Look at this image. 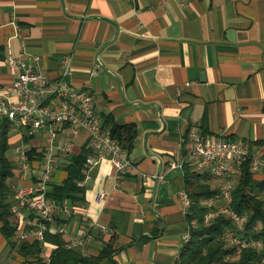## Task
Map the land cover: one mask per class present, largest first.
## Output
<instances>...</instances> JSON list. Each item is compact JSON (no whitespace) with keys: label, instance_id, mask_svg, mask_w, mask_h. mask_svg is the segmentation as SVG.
Returning a JSON list of instances; mask_svg holds the SVG:
<instances>
[{"label":"crops","instance_id":"1","mask_svg":"<svg viewBox=\"0 0 264 264\" xmlns=\"http://www.w3.org/2000/svg\"><path fill=\"white\" fill-rule=\"evenodd\" d=\"M9 58L90 92L103 121L137 126L127 171L118 177L110 162L88 169L84 200L59 203L69 212L60 211L48 232L90 257L115 236V251L96 264L178 263L189 224L180 199L186 184L169 165L193 128L264 157V0H0V98L15 102ZM7 138L16 170L11 189L34 177L21 174L17 147H28L34 168L53 147L61 163L50 184L59 185L88 142L86 132L31 136L12 125ZM65 144L68 152L59 149ZM10 200L15 205L13 190ZM12 215L17 232L8 239L0 227V264L51 263L57 246L50 242L23 256L21 247L35 242L20 239L32 215Z\"/></svg>","mask_w":264,"mask_h":264},{"label":"built area","instance_id":"2","mask_svg":"<svg viewBox=\"0 0 264 264\" xmlns=\"http://www.w3.org/2000/svg\"><path fill=\"white\" fill-rule=\"evenodd\" d=\"M17 77L10 88L17 96L11 102L7 95L0 98V119L8 120L12 126L27 129L29 135L47 132L57 137L67 129L78 137L88 134V144L92 153L87 156L86 168L99 166L102 162H110L116 175L120 177L130 166L129 155L112 138L110 130L104 127V121L97 114L96 98L90 92L76 89L64 79H51L48 73L38 66L28 65L20 58H9L7 61ZM67 72V62L64 66ZM63 152L70 150V144L60 145ZM15 162L22 175L29 173L34 177L26 185L12 187L15 205L11 211L17 217L27 212L32 219L27 222L30 228L20 235L22 241L33 237L40 245L45 243L46 234L52 231L60 211L69 212L65 205L48 201L47 192L50 182L61 163L60 157L53 147L43 154L40 165L33 167V158L27 146L16 148ZM249 165L251 173L264 179V157L251 151L237 141H211L193 128L178 146L174 160L170 163V171H181L190 165L196 173H207L219 185V194L203 201L207 209L206 220L211 222L218 217H226L232 227L226 229L223 237L227 248L237 251L246 247L263 248L261 241L244 236L247 232V216L238 213L233 207V192L243 173V166ZM264 199V191L262 193ZM184 204V213L191 214L192 201L187 191L180 193ZM198 226L193 219L186 228L182 242L187 244L192 238V230ZM64 225L56 227V233L64 234ZM71 247V245H67ZM41 264H50L43 257ZM258 264H264V258Z\"/></svg>","mask_w":264,"mask_h":264},{"label":"trees","instance_id":"3","mask_svg":"<svg viewBox=\"0 0 264 264\" xmlns=\"http://www.w3.org/2000/svg\"><path fill=\"white\" fill-rule=\"evenodd\" d=\"M0 131V227L4 236L11 239L17 232L12 218V189L10 181L16 176L14 162L10 161L6 152L10 145L8 143V132L11 123L3 119ZM104 127L110 130L112 138L118 142L121 148L129 153L132 151L133 143L138 134L135 124L117 125L113 124L109 118L104 119ZM187 136V135H186ZM88 143V142H87ZM84 146L81 155L74 156L65 168L67 177L62 184L49 185L47 197L48 201L63 203L65 200L74 203L84 200L85 187L83 181L87 174L86 160L92 153L89 144ZM185 186L191 201V214L188 222L193 219L198 221V226L192 230L191 240L184 245L180 259L177 264H258L264 258V247H246L237 251L235 248H227L223 233L232 227V223L226 217H218L211 222H207V209L203 206V201L219 194V185L207 173L199 174L192 171L190 165L184 169ZM264 179L259 180L251 173L249 165L243 166V173L239 179L235 191L233 192L232 207L240 214L247 216L244 236L261 241L264 246ZM115 236L112 237L108 247L98 256H82L79 252L64 249V241L60 235L53 236L46 234L45 243L50 242L57 246L51 259V263L58 260L74 261L80 263L96 264L110 256L116 249ZM40 244L35 241L21 247L24 257L37 254L40 251ZM25 264H41V260L35 258L33 262L26 261Z\"/></svg>","mask_w":264,"mask_h":264},{"label":"rangeland","instance_id":"4","mask_svg":"<svg viewBox=\"0 0 264 264\" xmlns=\"http://www.w3.org/2000/svg\"><path fill=\"white\" fill-rule=\"evenodd\" d=\"M59 175L60 176L56 178L57 179L56 180L57 183H60L63 180L62 178L64 177V175L62 173H59Z\"/></svg>","mask_w":264,"mask_h":264}]
</instances>
